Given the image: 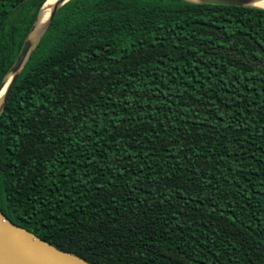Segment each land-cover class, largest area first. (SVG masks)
I'll use <instances>...</instances> for the list:
<instances>
[{
	"label": "trees",
	"instance_id": "trees-1",
	"mask_svg": "<svg viewBox=\"0 0 264 264\" xmlns=\"http://www.w3.org/2000/svg\"><path fill=\"white\" fill-rule=\"evenodd\" d=\"M46 0H0V83ZM0 211L90 264H264V9L70 0L0 114Z\"/></svg>",
	"mask_w": 264,
	"mask_h": 264
},
{
	"label": "water",
	"instance_id": "water-1",
	"mask_svg": "<svg viewBox=\"0 0 264 264\" xmlns=\"http://www.w3.org/2000/svg\"><path fill=\"white\" fill-rule=\"evenodd\" d=\"M70 0H56L48 18L39 27V15L47 0L40 8L22 47L0 83V91L6 87L0 97V114L12 92V89L26 65L29 57L41 40L56 12ZM186 2L209 5L258 8L251 5L256 0H183ZM263 9V8H258ZM0 264H90L72 253L64 252L38 238L33 233L11 222L0 211Z\"/></svg>",
	"mask_w": 264,
	"mask_h": 264
},
{
	"label": "bare ground",
	"instance_id": "bare-ground-1",
	"mask_svg": "<svg viewBox=\"0 0 264 264\" xmlns=\"http://www.w3.org/2000/svg\"><path fill=\"white\" fill-rule=\"evenodd\" d=\"M55 1L56 0H47V2L45 3V5L42 8V11H41V13L39 15V27L41 25H43L44 22L46 21V19L48 18L49 13H50ZM251 5L254 6V7L263 8L264 9V0H256V1L252 2ZM8 78H9V76H8ZM8 78H7L6 82H5V85L3 86V88L0 91V93H2V94H3L4 89L6 87V83L8 81ZM1 96L2 95H0V97Z\"/></svg>",
	"mask_w": 264,
	"mask_h": 264
},
{
	"label": "snow or ice",
	"instance_id": "snow-or-ice-1",
	"mask_svg": "<svg viewBox=\"0 0 264 264\" xmlns=\"http://www.w3.org/2000/svg\"><path fill=\"white\" fill-rule=\"evenodd\" d=\"M0 95H2V93H0Z\"/></svg>",
	"mask_w": 264,
	"mask_h": 264
}]
</instances>
